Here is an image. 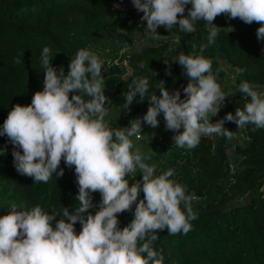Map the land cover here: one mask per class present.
Here are the masks:
<instances>
[{
    "label": "clouds",
    "instance_id": "clouds-1",
    "mask_svg": "<svg viewBox=\"0 0 264 264\" xmlns=\"http://www.w3.org/2000/svg\"><path fill=\"white\" fill-rule=\"evenodd\" d=\"M132 3L143 13L140 20L146 21L144 31L153 39L160 35L158 26L170 30L177 25L185 34L194 33L201 21L213 26L199 53L179 54L172 59L189 79L182 89L183 98L181 89L170 90L164 80L153 88L147 76H136L121 110L130 111L137 95L139 102L149 98L148 110L126 127H112L105 120L109 101L102 75L104 61L95 52L81 48L71 56L65 73L63 66L57 69L53 65V56L45 46L40 58L43 88L35 92L30 104L17 103L11 109L0 125V136H6L13 145L16 170L35 182L47 183L52 176H62L65 169L57 171L62 159L68 167L74 166L78 203L74 211L64 206L59 213L39 205L30 210L11 205L10 211L0 216V264H162V253L151 246L158 239L156 230L167 228L169 234H187L198 213L193 210L194 197L187 186L171 179L173 170L157 174L156 166L146 162L151 157L134 148L132 138H140L144 124L158 127L161 113L166 129L175 132L174 144L189 149L213 134L232 139L233 131L225 127L226 121L235 122L239 129L248 124L264 129V89L247 80L238 85L245 98L243 106L213 122L212 117L218 115L229 95L218 79L223 69L218 66L214 70L213 60L204 55L223 29L213 23L218 15L225 14L229 20L239 18L246 24L262 22L264 0ZM118 31L122 34L124 30ZM257 38L264 41V23L257 29ZM139 67L143 70L145 65ZM244 71L235 69L233 79ZM166 72L171 75L170 65ZM157 88L160 95L154 91ZM0 154H6V147L0 148ZM136 169L142 172V179L130 185L129 178ZM96 191L102 198L99 210L92 213L88 210L96 207L92 195ZM141 191L144 195L137 203ZM134 203V219L119 227L118 214ZM78 221L82 225L79 233L75 229Z\"/></svg>",
    "mask_w": 264,
    "mask_h": 264
},
{
    "label": "trees",
    "instance_id": "trees-1",
    "mask_svg": "<svg viewBox=\"0 0 264 264\" xmlns=\"http://www.w3.org/2000/svg\"><path fill=\"white\" fill-rule=\"evenodd\" d=\"M134 9L132 0H0V125L17 103L30 104L35 92L43 88L40 58L45 46L53 56V65L57 69L63 66L67 73L71 56L79 49L100 51L108 48L105 40L115 42V25L128 21L116 13L134 14ZM214 22L223 29L204 55L213 60L214 70L218 66L223 69L218 79L229 96L226 107L222 106L218 115L212 117L213 122L243 106L244 94L238 89L242 80L264 89V41L257 38V29L264 21L246 24L220 14ZM204 23L198 22L194 33L185 34L177 25L162 30L163 36L179 37L173 55L172 38H162L124 53L116 63L102 59L108 110L129 111L121 110L124 95L132 79L140 75L147 76L153 88L164 80L170 90L181 89L183 98L182 89L189 79L172 59L179 54L199 53L210 28ZM117 52L114 48L110 58H116ZM221 61L234 72L237 68L245 71L232 81ZM141 64L145 65L143 70ZM169 65L171 75L166 72ZM154 91L160 95L158 88ZM148 107L149 98L139 102L137 95L130 105V118L142 116ZM225 127L233 131L232 139L213 134L202 137L193 149L173 143L165 155L167 144L163 143L142 153L151 157L146 161L150 165L153 160L158 161L157 174L172 169L171 179L186 185L187 192L195 196L192 206L198 218L191 221L193 227L187 234H169L167 228L156 230L158 239L151 246L162 253V264H264V129L248 124L243 128L247 139L241 140L235 122L226 121ZM164 140L167 142V138ZM5 147L6 154H0V216L10 211L13 204L23 210L36 205L49 212L59 213L64 206L70 212L75 210L79 188L74 166L68 167L62 159L57 169H65L62 176H52L47 183L35 182L33 177L16 170L13 145L6 136H0V148ZM142 175L136 169L126 178L130 177L131 185ZM92 195L96 207L88 211L95 213L102 197L99 191ZM143 195L141 191L137 203ZM135 207L136 203L118 214L119 227L134 219ZM75 229L77 233L82 230L79 221Z\"/></svg>",
    "mask_w": 264,
    "mask_h": 264
},
{
    "label": "rangeland",
    "instance_id": "rangeland-1",
    "mask_svg": "<svg viewBox=\"0 0 264 264\" xmlns=\"http://www.w3.org/2000/svg\"><path fill=\"white\" fill-rule=\"evenodd\" d=\"M134 14L130 13L127 14V12H123L125 14H120V12L116 13L118 18H122V16L127 17L128 21L127 24L124 23H119L115 25L112 38L115 39V42H111L108 40L104 41V44L108 48H101L100 51L93 50L101 59H106L107 61L111 62H118L120 58L123 56L124 53L126 52H132L137 49H139L141 46L144 44L148 43L149 41H156L159 42L162 38L168 39L172 38V50H170V54H174L177 52V48L175 47V43H178V38L177 35H170L168 36H163L161 34L162 30L167 29L164 26H158L157 31L160 33L158 38L153 39L151 33H147L144 31L146 28V21H141L140 17L143 15L142 12L137 11V9H134ZM126 15V16H125ZM130 15V16H129ZM236 25V24H234ZM123 29V33L121 34L118 29ZM117 50V54L115 55L116 58L111 59L110 55L112 50ZM221 64L223 68L226 70V73H230L232 69L228 66V64L224 61H221ZM105 120L110 123L112 127L118 128L120 121H121V113H119L116 110H108V114L105 117ZM239 128H237L238 130ZM242 129V128H241ZM239 129V130H241ZM182 131V129L180 130ZM142 138L137 139L136 137H133V144L134 148H139L141 153H147L153 150L155 147L161 146V144L166 143V148L164 151L165 155H168L170 153V146L173 144V139L172 137L175 135V132L166 129L164 119L160 120V124L156 128H152L148 125H145L142 127ZM172 132V133H171ZM165 138H167V142H165ZM151 164H154L157 166L158 161L153 160Z\"/></svg>",
    "mask_w": 264,
    "mask_h": 264
},
{
    "label": "built area",
    "instance_id": "built-area-1",
    "mask_svg": "<svg viewBox=\"0 0 264 264\" xmlns=\"http://www.w3.org/2000/svg\"><path fill=\"white\" fill-rule=\"evenodd\" d=\"M213 23L218 26V24L215 23L214 21H213ZM207 26L210 27V28L213 27L212 25H207ZM228 75H229L230 79L232 81H234L233 76L235 75V72L234 71H231L230 73H228ZM226 94H228V93H226ZM227 104H228V96H226L223 106L226 107ZM130 120H131V118H130V115H129V111H123V112H121V121H120V124H119L118 127H120V126L121 127L128 126ZM145 125H147V124H144V126ZM237 131L239 132V135L241 137V140H246L247 139L246 133L244 132L243 128L241 130L238 129ZM140 138H142V133L140 134ZM194 198H195V196H194Z\"/></svg>",
    "mask_w": 264,
    "mask_h": 264
},
{
    "label": "crops",
    "instance_id": "crops-1",
    "mask_svg": "<svg viewBox=\"0 0 264 264\" xmlns=\"http://www.w3.org/2000/svg\"><path fill=\"white\" fill-rule=\"evenodd\" d=\"M159 119L162 120L163 119V114L161 113L159 116ZM165 123V122H164ZM172 133V132H171Z\"/></svg>",
    "mask_w": 264,
    "mask_h": 264
}]
</instances>
